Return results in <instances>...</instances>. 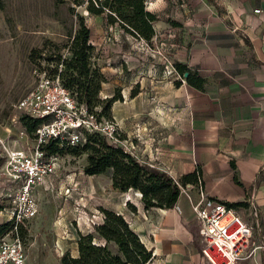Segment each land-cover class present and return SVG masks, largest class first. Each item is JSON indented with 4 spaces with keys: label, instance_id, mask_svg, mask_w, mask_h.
I'll use <instances>...</instances> for the list:
<instances>
[{
    "label": "crops",
    "instance_id": "obj_1",
    "mask_svg": "<svg viewBox=\"0 0 264 264\" xmlns=\"http://www.w3.org/2000/svg\"><path fill=\"white\" fill-rule=\"evenodd\" d=\"M145 10L157 18L152 38L174 37L171 62L205 83L201 89L183 79L174 84L159 59L147 71L142 62L135 84L124 87L136 85L135 93L113 101L110 115L140 163L173 180L198 169L199 180L186 183L171 207L144 209L136 191L111 188L108 172L105 185L113 192L101 207L122 215L150 251L145 264H208L192 204L239 203L232 208L255 244L239 264H264V0H149ZM120 33L123 46L127 37Z\"/></svg>",
    "mask_w": 264,
    "mask_h": 264
},
{
    "label": "rangeland",
    "instance_id": "obj_2",
    "mask_svg": "<svg viewBox=\"0 0 264 264\" xmlns=\"http://www.w3.org/2000/svg\"><path fill=\"white\" fill-rule=\"evenodd\" d=\"M86 5L87 0H0V224L9 220V203L1 195L7 187L2 174L5 150L25 149L32 143L19 120L25 114L14 108L15 102L35 81L37 71L33 59L38 54L44 57L64 53L78 27V16H82L89 30L88 41L93 47L89 64L104 77L97 94L100 100L115 91L120 95L119 102L128 100L131 90L135 93L136 85L126 91V81L132 80L135 84L142 62L149 65L146 71L152 70L154 58L163 63L161 70L166 76L181 81L170 72V67L173 69L170 54L176 47L170 33L166 32L160 41L155 37L146 42L125 32L117 20L110 22L106 8L92 14L86 11ZM120 32L127 37L123 39V46H119ZM45 65L40 59V66ZM94 110L100 112L101 104ZM99 118L106 119L103 115ZM57 156V170L50 176L48 187L34 190L37 214L17 222L20 231L15 233L11 229L0 237L10 240L17 236L24 249V264H60L63 252L76 256L77 234L95 235L92 223L99 222L98 208L111 201L113 191L105 185L109 170L87 176L81 170L84 153L63 152ZM128 198L134 202L132 195Z\"/></svg>",
    "mask_w": 264,
    "mask_h": 264
},
{
    "label": "trees",
    "instance_id": "obj_3",
    "mask_svg": "<svg viewBox=\"0 0 264 264\" xmlns=\"http://www.w3.org/2000/svg\"><path fill=\"white\" fill-rule=\"evenodd\" d=\"M95 1L98 0H87L88 13L98 14L101 13L102 8H106L108 10L106 18H109L110 22L117 20L120 27L131 36L146 42L150 41L154 34L152 22L157 18L153 13L145 10L142 0H100L98 4H94ZM88 39L89 30L82 16H78V27L71 36L65 52L44 57L38 54L34 58L36 60L33 59L35 69L37 72L44 71L50 77L57 76L60 84L77 104L83 105L97 118L103 115L109 119L110 106L113 101L120 99V95L115 91L103 100L97 97L104 77L96 67H91L89 64L93 47ZM40 59L45 62V66H40ZM172 67L181 79L196 89H201L205 83L203 78L191 72L184 64L173 61ZM185 72L186 76H183ZM178 83L179 80L174 81V84ZM133 94L134 91L131 90L130 95ZM98 104L102 106L100 112L94 110ZM19 120L25 132L32 138L41 120L27 115L20 116ZM84 135L85 140L82 144L68 145L55 138L48 139L39 147L47 155H58L63 152L84 153L85 163L81 168L83 174L96 175L109 170L111 188L119 192H126L128 189L138 191L144 209L169 208L174 204L180 187L186 183H198V169L173 180L165 172L140 163L123 152L120 147L108 144L98 133L91 132ZM223 203L230 207L239 205V203ZM125 205L134 210L128 202ZM98 209L102 214V220L93 225L92 230L95 235L91 232L78 233L75 242L76 256L63 252L59 258L60 264H145L150 259L151 253L143 246L122 215L101 206ZM11 229L16 233L21 230V226L15 224L12 219L1 223L0 237ZM111 247H114V251Z\"/></svg>",
    "mask_w": 264,
    "mask_h": 264
},
{
    "label": "built area",
    "instance_id": "obj_4",
    "mask_svg": "<svg viewBox=\"0 0 264 264\" xmlns=\"http://www.w3.org/2000/svg\"><path fill=\"white\" fill-rule=\"evenodd\" d=\"M142 1L146 8L149 0ZM14 108L41 120L33 132L30 147L8 149L4 153L2 174L7 187L2 189L1 195L8 200L9 219L15 224L37 214L34 190L46 189L50 176L57 170L58 156L47 155L39 147L48 139L58 138L68 145H78L84 142L85 133L96 132L108 144L120 147L137 159L134 143L129 137H120L117 122L112 117L97 118L77 104L57 76L37 72L33 85L15 102ZM192 211L199 224L200 254L208 264H239L251 256L255 244L250 227L232 207L220 201L201 199L192 204ZM101 220L100 213L99 222ZM24 259V249L17 236L10 240L0 238V264H24Z\"/></svg>",
    "mask_w": 264,
    "mask_h": 264
},
{
    "label": "water",
    "instance_id": "obj_5",
    "mask_svg": "<svg viewBox=\"0 0 264 264\" xmlns=\"http://www.w3.org/2000/svg\"><path fill=\"white\" fill-rule=\"evenodd\" d=\"M183 76H186V72L183 74Z\"/></svg>",
    "mask_w": 264,
    "mask_h": 264
}]
</instances>
